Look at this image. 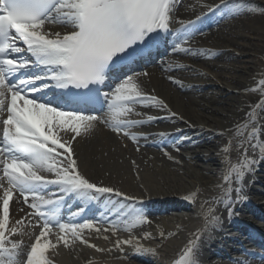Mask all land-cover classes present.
<instances>
[{"label":"snow or ice","instance_id":"6c2138e0","mask_svg":"<svg viewBox=\"0 0 264 264\" xmlns=\"http://www.w3.org/2000/svg\"><path fill=\"white\" fill-rule=\"evenodd\" d=\"M181 3L182 0H0V264H53L48 253L60 243L69 247L79 241L96 251H105L82 234L85 229L100 232L102 229L95 223L57 219L65 196L72 195L85 203L103 194L125 200L135 198L114 186L90 182L82 174L73 144L97 125H107L135 141L136 136L125 129L144 121L120 117L128 116L132 105L147 106L145 102L167 108L163 100L143 92L140 78L149 73L137 72L133 66L146 56L151 57L153 49L169 44V37H173L172 52H193L183 45L200 33L197 24L202 17L187 22L178 20L175 13ZM216 12H222V18L234 17L239 14V7L230 6L229 0H220L208 7L209 14ZM174 24L179 27L174 28ZM49 25H58L62 31H52ZM260 83L264 84V80ZM106 106L105 116L90 114L104 112ZM257 107L264 109V101ZM154 119L148 117L149 121ZM250 126L244 136L241 129ZM227 131L228 145L237 136H244L236 144L242 150L239 161L232 163L225 155L222 183L217 185L222 194L215 203L231 216L233 203L246 198L244 177L257 162L248 153L259 150L264 158V141L260 140L261 125L252 120L236 125L235 133ZM61 133L69 139L64 140ZM228 150L223 148L222 154ZM132 163L135 165V161ZM42 173L51 174V178ZM49 186H55L56 192L46 194ZM197 191L184 199L196 204ZM20 198L34 211L9 227L10 204L14 200L21 202ZM199 214L204 215L205 222L191 233L192 239L187 241L176 264H200L198 241L210 225L219 222V217L211 211ZM116 215L115 221H103L109 225L103 231L115 234L120 230L123 211ZM148 222L141 210L136 212L135 223L124 230L131 232V228ZM54 226L60 233L55 242L50 239ZM29 228L40 229L30 250L24 247L23 240L32 238ZM150 236L151 233H144V238ZM138 241V237L129 235L127 239H117L114 247L123 251L122 246L128 245L135 253L154 251Z\"/></svg>","mask_w":264,"mask_h":264},{"label":"bare ground","instance_id":"6f19581e","mask_svg":"<svg viewBox=\"0 0 264 264\" xmlns=\"http://www.w3.org/2000/svg\"><path fill=\"white\" fill-rule=\"evenodd\" d=\"M188 1L190 2H186L181 11L179 8L177 9L178 13L176 12L175 16L178 20L187 22L201 16L197 27L207 19L212 21L210 27L221 24L217 17L218 14L223 15L222 12L208 14V7L219 4L220 0ZM229 3L230 6L241 4L240 14L247 13L250 8L249 12L255 14V17L264 18V13L252 9V6L264 8V0H229ZM48 27L52 31H62L58 25H49ZM173 27L178 28L179 24H174ZM247 33L256 37L257 46L255 49L257 47L258 51L256 55L264 58V21H251L249 25L243 22L234 28L229 29L228 27L225 34L220 35L219 40L213 39L214 37L210 38V36L203 37L208 34L201 36L202 38L198 40L192 39L190 44L183 45L190 47L193 50L192 53L171 51L170 56L158 59V62L156 60L155 63L159 70L156 68L147 69L149 75L140 78L142 89L145 94L163 100L167 108L153 106L151 102H145L147 106L132 105L133 111L126 117H120V119L144 121L135 127L125 129L136 136L135 141L130 136H124L123 132L117 134L107 125H97L87 136L77 138L73 147L80 157L82 174L90 182L114 186L135 199L125 200L123 197L103 194L97 195L96 199L85 203L80 198L73 196L72 200L80 201L82 204L79 210H75V216H80L81 213L84 217L94 216L103 224L100 225L103 228L109 227L103 222L105 219L115 221L116 214L123 211L120 218V230L115 234L112 231H108L106 234L97 232L92 234L88 230L83 231L82 234L89 243L95 244L105 251H96L79 241L69 247L60 243L56 250H50L48 253L53 264H176L187 241L192 239L191 233L201 229L205 222L204 215L199 214L201 211L205 213L211 211L219 217V222L214 226L210 225L201 234L198 241L200 264H211L210 260L212 261V258L216 257L218 243L225 241L224 236H227V231L233 228H236V231L242 230L241 228L245 229L239 224H234L238 221L248 222L247 219L244 220L245 210H252L258 217L264 218L257 213L258 209L255 206L243 203L248 196L258 198L264 195V158H261L259 150L256 153L251 151L248 153L257 162L251 166V171L244 177L243 196L246 198L233 203L232 215L229 216L228 211L222 205L215 203V199L222 194L221 188L217 187L222 183V161L225 160V155L232 163L239 161V151L242 150H238L236 144L243 140L244 136H247L251 126L248 129H241L244 136H237L231 145H228L229 133L227 130L235 133L236 125H242L245 120H252L253 124L261 125L260 140L264 141V109L257 107L261 101H264V84L260 83L261 80H264V60L250 59L244 67H239L238 70L230 67L231 71L242 72L248 75L251 80L240 82L237 79L239 76L229 78L219 75L220 79L228 78L225 80L228 85L225 86L226 89L222 90L220 83L211 81L208 74L205 73L203 78L192 81L190 76L198 74L197 68L206 67L196 63L192 65L194 68H189L190 64L183 61L187 56L201 59L206 56L235 59L236 48L239 50L241 47L249 48L246 43ZM212 35L214 36L215 33ZM23 55L29 54L24 53ZM209 66H214V64L211 63ZM234 68L236 67L234 66ZM168 72L174 73H170V75ZM181 75L184 77L181 78ZM235 81L239 82L241 93L233 97V100H236V105H232L231 108L216 109L215 107L223 101L213 97L207 100L206 94L201 97L203 100L200 101L194 95L204 88L214 92L218 91L221 96L231 91L239 92V89L232 86ZM173 84L176 89L170 86ZM178 87L180 91L185 92V95H181L180 91H177ZM172 113H176V115L173 116ZM248 113H253V116L246 115ZM149 116L156 119L149 121ZM135 131H138L139 134L134 133ZM220 133H224V135ZM60 135L64 140L69 139L63 133ZM225 147H228L229 150L226 154H222L221 150ZM132 161H135V165ZM223 167L226 168L227 164L225 163ZM42 174L51 178L49 173ZM193 191H197L196 204L189 203L184 199ZM232 195L235 198V193ZM20 201L14 200L10 204L9 227L15 220L32 212L30 209L21 211L20 209H23L25 204L22 202V198ZM263 207L264 205H259V209ZM80 209L83 211L81 212ZM133 210L136 212L142 210L149 222L131 228V232H129L124 228L135 223L136 212ZM64 220L72 222L70 217H65ZM103 228L101 229L103 230ZM28 231L33 234L32 238L24 237L23 240L24 247L30 250V245L34 242L35 235L39 234L40 229L29 228ZM144 233H151V236L144 238ZM129 235L138 237L140 245L154 251L135 253L133 247L128 245L122 246L123 251L114 247L117 239H127ZM56 236L52 233L50 239L55 242ZM105 236L108 239H104ZM16 238L20 239V237ZM260 238L263 240L264 237L260 236ZM228 241L233 242L227 236ZM260 242L264 245V241ZM220 264H236V262L223 261ZM240 264H264V258H253L249 262Z\"/></svg>","mask_w":264,"mask_h":264},{"label":"rangeland","instance_id":"374dc122","mask_svg":"<svg viewBox=\"0 0 264 264\" xmlns=\"http://www.w3.org/2000/svg\"><path fill=\"white\" fill-rule=\"evenodd\" d=\"M186 2L189 3L190 1H188V0L187 1L186 0L183 1L182 0V3L178 7L180 9V11H181V9L184 8V5L186 4ZM236 6L240 7L241 4H238L237 3ZM252 7H253L252 8L253 10H255L257 12L264 13V8L263 7H259V6H252ZM249 10H250V8L248 9L247 13H241V14L239 13L238 15H235L234 17L233 16H223V18H222V15L218 14V17L217 18H219V20H220L218 22L221 23V24L218 23L219 24L218 26L216 24L215 26L210 27V24H212V21H208L207 23H203V25H201V27L199 28L200 29V33L196 34L195 35L196 38L194 36L192 39L194 40V38H195V39L198 40V39H201L202 38L201 36H203L205 34H208V35L203 36V37L206 38L207 36H210V38L211 37H214L213 39L219 40L221 38L220 35H224L225 34V31L228 29V27H229V29L230 28H234L235 26H238L240 23H243V22H246L249 25V22H251V21L252 22H263L264 21V18L261 19V17H259V16H256L255 17V14H251L249 12ZM185 11L187 12V9ZM213 33H215L214 36L212 35ZM246 37H247L246 43H248L249 48L248 47H241L240 50L236 48L235 49V51H236L235 52L236 53L235 54V57H236L235 59H220L218 56H206V57H204V58L201 59V58H193L192 56H190V57L187 56L183 61H185V62L187 61V63L190 64L188 66L189 68H191L192 65L193 64H196V63L198 65H202V66L205 65L204 67H206V68H200V69L197 68L198 69L197 70L198 71V74H195V75L190 76V79H192V81H198L200 78H203L204 77V73L206 75L208 74V76H209V78H210L211 81H214V82L218 81L220 83L221 90L222 89H226L225 86H227L228 83L225 82V80H227L228 78L220 79L219 75H223V76L229 77V78H231L233 76L234 77H238L239 76V78H237V79L240 82H247L249 79L251 80V78H249L248 75L243 74L242 72L236 73L235 70L234 71H231L230 70V67L232 69H236V70H238L239 67L240 68L241 67H244L247 64V62L250 61V59L251 60H261V61L264 60L263 57L256 55L257 52H258L257 51V47L255 49V46H257L256 45L257 44V40H255L256 37H254V35H252L251 33H247V36ZM192 39L189 42H191ZM211 63H213L214 66H209ZM234 66L236 68H234ZM192 68H194V67H192ZM156 69L159 70L157 66H156ZM170 73L172 74L174 72H170ZM170 73L168 72V74H170ZM180 77L183 78L184 76L181 75ZM206 80H208V79H206ZM238 81H235L232 84V86L234 88H237V89L240 88V86H238V84H239ZM170 86L172 88L176 89V86H174V84L173 85H170ZM177 91H180L179 87H178ZM238 91L239 92H236V91L227 92V93H225V95H222L221 96V95H219L218 91H215L214 92V91H212L210 89H205L204 88L201 91H197L194 95L200 101L203 100V99H201V97L204 96L205 94L207 95V100H209L211 97H213L216 100L223 101L221 104H218L215 107L216 109L221 110L223 108L228 109V108H231L232 105H236V100L234 101L233 100V97H236L237 95H239V93H241L240 92L241 91L240 89ZM180 93H181V95H185V92H183V91H180ZM263 198L264 197H262V199ZM254 202L256 204L261 203L259 200H255Z\"/></svg>","mask_w":264,"mask_h":264}]
</instances>
